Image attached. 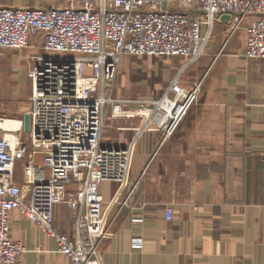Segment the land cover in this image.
Instances as JSON below:
<instances>
[{
    "label": "built area",
    "instance_id": "1",
    "mask_svg": "<svg viewBox=\"0 0 264 264\" xmlns=\"http://www.w3.org/2000/svg\"><path fill=\"white\" fill-rule=\"evenodd\" d=\"M40 1L48 5L6 7L0 0V50L42 51L31 74L29 131L23 120L15 129L0 127V264H25L30 253L12 236L14 214L55 242L72 264H101V246L113 238L135 189L131 169L138 141L103 144L108 108L113 118H144L138 137L153 130L167 139L199 92V86L189 91L175 81L160 101L128 112L127 102L112 98L122 56L179 57L189 67L206 54L215 25L230 16L229 38L246 24L243 55L264 61V0ZM18 162L25 165L27 184L15 180ZM105 182L117 185L110 201L100 190ZM59 206L71 211L74 237L55 228ZM173 216L167 208L166 221Z\"/></svg>",
    "mask_w": 264,
    "mask_h": 264
},
{
    "label": "crops",
    "instance_id": "2",
    "mask_svg": "<svg viewBox=\"0 0 264 264\" xmlns=\"http://www.w3.org/2000/svg\"><path fill=\"white\" fill-rule=\"evenodd\" d=\"M1 4L48 5L40 0ZM228 23L221 19L216 25L229 30ZM231 39L209 46L195 70L204 75L197 102L172 137L151 130L138 137L142 117L108 116L105 146L138 141L131 169L135 189L113 227V238L101 246V264H264V61L247 59L244 47L228 44ZM190 81L178 83L192 90ZM19 115L0 117L18 122L25 114ZM24 166L18 162L15 167V180L22 185L29 181ZM116 188L101 185L106 201ZM167 208L173 209L172 222L166 221ZM70 220V209L59 206L55 228ZM67 235L74 237L73 225ZM12 236L30 251L25 264L71 263L57 253L55 242L18 214L12 216ZM138 239L142 247L134 246Z\"/></svg>",
    "mask_w": 264,
    "mask_h": 264
},
{
    "label": "rangeland",
    "instance_id": "3",
    "mask_svg": "<svg viewBox=\"0 0 264 264\" xmlns=\"http://www.w3.org/2000/svg\"><path fill=\"white\" fill-rule=\"evenodd\" d=\"M244 27H246V24L232 36L233 39H231L230 42L228 41V44H237L245 48ZM229 34V30L215 25L209 46L212 44L217 45L226 43ZM41 54L42 51L39 47L22 51L0 50V107L3 106L4 108L5 113L3 114L9 115L19 112V117H21L24 114L26 115V113H30L34 90V80L31 78V74L36 68L35 60ZM206 54L197 63L189 67L187 61L179 57L150 58L124 55L119 64L115 89L113 91L114 97L119 100L124 98L144 100L142 102L120 100L122 102H127L126 110L130 112L139 111L147 107V103L158 102L163 99L170 90V84L175 81L191 80L190 88L199 86L200 92L204 75L202 74L203 72L195 70ZM151 109H154V105L144 109V111ZM111 111L112 108L109 107L108 116L111 115ZM11 117L12 116L0 117V119L13 120ZM108 119L107 122L109 121ZM72 225V220H70V224L63 223L61 229L59 228L60 230L58 229V231L63 232V234H70L72 232ZM57 263L60 264V260H57Z\"/></svg>",
    "mask_w": 264,
    "mask_h": 264
},
{
    "label": "bare ground",
    "instance_id": "4",
    "mask_svg": "<svg viewBox=\"0 0 264 264\" xmlns=\"http://www.w3.org/2000/svg\"><path fill=\"white\" fill-rule=\"evenodd\" d=\"M20 125L19 122L11 121V120H4L0 121V127L7 128V129H15Z\"/></svg>",
    "mask_w": 264,
    "mask_h": 264
},
{
    "label": "water",
    "instance_id": "5",
    "mask_svg": "<svg viewBox=\"0 0 264 264\" xmlns=\"http://www.w3.org/2000/svg\"><path fill=\"white\" fill-rule=\"evenodd\" d=\"M222 21L229 22V21H230V16H225V17H223V18H222ZM23 123H24V130H25L26 132H28L29 129H30V116H29V114H26V115L24 116Z\"/></svg>",
    "mask_w": 264,
    "mask_h": 264
}]
</instances>
